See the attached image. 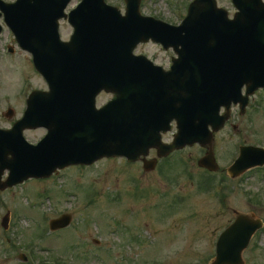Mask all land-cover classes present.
Segmentation results:
<instances>
[{"label":"rangeland","instance_id":"1","mask_svg":"<svg viewBox=\"0 0 264 264\" xmlns=\"http://www.w3.org/2000/svg\"><path fill=\"white\" fill-rule=\"evenodd\" d=\"M171 1L143 3L167 8ZM108 2L117 6V0ZM67 34L63 28V37ZM26 63L0 55V110L8 95L12 104L18 102L25 76L40 86L34 75H22L28 71ZM244 144L264 147V92L253 99L238 133L227 128L216 135L215 174L200 172L196 162L203 152L195 146L163 165L165 176L160 171L145 173L140 164L105 159L53 180L0 191V220L7 212L11 215L9 230L0 227V264H208L216 236L233 220L234 211L254 213L264 221V172H248L234 189H229L225 174L237 147ZM202 180L219 183L218 198L200 191ZM65 213L72 215L71 225L49 233L48 221ZM29 242L35 247L33 260L22 263L18 254H26L21 248ZM243 259L245 264H264V231L252 238Z\"/></svg>","mask_w":264,"mask_h":264},{"label":"water","instance_id":"2","mask_svg":"<svg viewBox=\"0 0 264 264\" xmlns=\"http://www.w3.org/2000/svg\"><path fill=\"white\" fill-rule=\"evenodd\" d=\"M49 1L43 0V5L39 6H35L34 3L32 5L33 8L52 7ZM51 2H54L55 8L61 10L67 0H51ZM10 7L8 9L11 20L10 25L13 27L15 34L24 39L26 32L21 29L20 24L23 16L21 8H24L25 5L20 0ZM129 7L136 8L137 4L129 5ZM104 9H106L105 13H98ZM108 9L110 8L105 6L102 0H82L77 13H75V16H89V20H85L84 24L83 20L80 21L83 26L78 27L77 31V35L80 34L84 41L88 39L92 44V42L106 39L99 48L101 52H103L104 46L109 47L116 44V42L119 43V39H121L119 33H131L133 31L130 20H128L124 27L117 25V40L110 37L116 30L112 26L114 22L107 19L109 15H112ZM103 14L106 18L99 20L98 18L102 17ZM199 14L198 11L191 12L190 10L185 29V33L188 35L185 41L186 52L184 51L185 55L184 52L182 53L177 65L182 67L185 72L184 75L187 76L186 113H189V116L197 122L191 126L186 124L181 129L177 136L179 146L192 144L193 142L202 143L206 139L210 142V135L206 131L207 122L215 127L214 130L220 128L222 118L217 116V112L219 106L224 104L223 101H226L225 105L230 101L236 102L237 100H240L242 106L247 103V97L239 99L241 97L239 89L242 84L247 86V95L252 94L258 88H264V12H262L259 19L254 21L253 28L238 29L235 25L232 30H228L224 20L217 12L213 13L208 20L198 19ZM130 16L134 18L135 13ZM195 19L198 21H195L194 25L191 26ZM250 24H253V22H250ZM53 30L50 40L52 41V37L55 35L53 43L56 45L58 42L60 46H63L58 41L55 28ZM34 32L36 34L34 36L36 38L35 42H37L35 46L38 48L36 52L33 51L36 56L35 65L41 72L49 73L50 66H61V61L51 58L52 52L50 48L45 46L44 41L46 40L42 42V38L37 36L38 32L36 30ZM102 32L108 33L106 38L99 35ZM73 45L77 48L80 47L78 43ZM96 53L97 51L90 47L89 54L87 53L85 57L89 55L96 58V60L90 58L94 62L89 60L84 64L86 68L90 67V71L95 72L96 75L102 72L98 69V66L104 62L100 60L103 55L106 58L104 62V73L106 75H115L117 72L125 70L124 63H121V69L119 70L118 62L106 53V49L101 55ZM74 61L72 60V62ZM120 102L121 98L117 92V99L115 98L112 103L113 106L117 105L116 114L107 111V113L104 112L105 115L100 116L98 114L100 112H97L93 117L86 112L75 111L74 120L78 131L74 135L73 145L71 146V142L64 139L61 142V149H57V154H49L44 162L40 160L41 164L39 160L36 161V158L39 159L38 152H40L37 148L34 150L17 148L16 155H18L19 160L25 161L19 166H13V169L10 168L11 179L0 185V190L22 182L29 176H47L56 166L91 164L97 159L110 156L126 157L128 161L137 160L140 154H145L149 147L155 146L153 143L156 140V133L150 130L146 124L138 122L133 116L120 112ZM138 103H141L140 99ZM212 114L213 118L211 117ZM49 143L50 138L38 147L40 149L49 147ZM51 149L54 151L53 147ZM0 160L4 161L3 159ZM15 161L11 160L10 164L15 163ZM43 163L47 167L46 171L42 168ZM27 164H32V168L28 169L31 171L30 173L24 170V168H27ZM261 164H264V151L252 147L243 148L240 158L231 170L238 168L244 170ZM199 165L210 170L217 168L213 163L211 154L200 160ZM145 169H148L147 165ZM70 220L69 215L52 220L49 223L50 230L64 228L69 225ZM260 226V221H254L248 216L238 215L236 221L220 236L217 243L216 258L212 264H242L240 252L246 247L249 238Z\"/></svg>","mask_w":264,"mask_h":264},{"label":"flooded vegetation","instance_id":"3","mask_svg":"<svg viewBox=\"0 0 264 264\" xmlns=\"http://www.w3.org/2000/svg\"><path fill=\"white\" fill-rule=\"evenodd\" d=\"M14 0H0V2L3 3H10L13 2ZM119 0H117L118 3ZM190 0H179V6H169L167 8H149L146 6H142L140 8V12L142 15L145 16H149V17H153L157 20L163 21L169 25H178L179 22L181 20L184 19L185 15H186V11H187V4L189 3ZM225 5L227 7V11L229 12V16H232L234 13V10L231 6L230 0H225ZM118 10L124 14L125 12V8L124 7H118ZM0 26L2 27V32L0 35V55L3 54V57H7V58H12L15 55L17 57H21V59H23V61L28 64V71L26 72V74H22V75H36V77H38V81L39 79L41 80V77L39 75H37L35 73V71L33 70V67L31 65V60L30 58L27 56L26 53L22 52V51H17L15 54V50L13 47H15V43L11 39L7 42V40L5 43L2 38L4 36V33L6 32V28L4 26V15L0 10ZM63 27H67L69 31H71V28L66 24L65 21H61L60 22V29H62ZM10 43V44H9ZM151 46L155 48V51L158 53H163L167 56L164 55H160L158 53L155 52H151V53H146L145 52V48L147 46ZM11 47V48H10ZM10 51H12L13 54H9ZM164 50L158 46V45H154L152 43H148V44H144V45H139L136 50L135 53L137 55H141V54H145L153 63L162 66L164 69H168L170 67V63L171 60L173 58L172 53L168 52V51H164ZM23 56V57H22ZM166 57V60H165ZM165 60V61H164ZM29 80L30 77L29 76H25L23 78L22 81V85H25L24 87H21L20 92L18 93V102L16 103L15 101H13L14 103L12 104L11 102L7 103V106H4L1 110H0V129H4V130H9L13 127L14 123L16 121H18L25 112L26 109V99L28 97V95L32 92V91H46L47 88L46 86H44L42 84L41 81H39V85L40 86H30L29 84ZM101 96H109L108 94H104L101 93ZM11 103V105H10ZM172 125H174V123H172ZM46 134V130L43 128H37V129H26L22 132V135L24 137V139L31 143V144H35L37 143L39 140H41ZM163 139H165V141L168 143L169 142V136L164 135ZM178 152H174L173 154H171L169 157H167L165 160L169 161V159L174 158L175 154H177ZM156 155L155 150H151L149 152V158H154ZM164 160H160L158 161L157 167L162 164Z\"/></svg>","mask_w":264,"mask_h":264}]
</instances>
